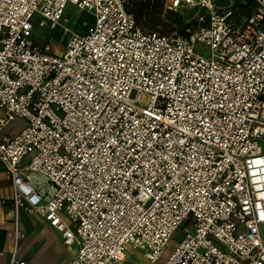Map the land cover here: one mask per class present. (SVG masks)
Returning a JSON list of instances; mask_svg holds the SVG:
<instances>
[{
	"label": "built area",
	"instance_id": "2783aa9c",
	"mask_svg": "<svg viewBox=\"0 0 264 264\" xmlns=\"http://www.w3.org/2000/svg\"><path fill=\"white\" fill-rule=\"evenodd\" d=\"M252 2L237 18L216 0H165L196 9L197 26L170 35L143 29L128 0H0L8 264H25L22 211L75 247L66 264H129L128 248L144 264H264V0ZM67 5L87 18L71 25ZM35 15L60 53L34 40Z\"/></svg>",
	"mask_w": 264,
	"mask_h": 264
},
{
	"label": "crops",
	"instance_id": "0c3cea01",
	"mask_svg": "<svg viewBox=\"0 0 264 264\" xmlns=\"http://www.w3.org/2000/svg\"><path fill=\"white\" fill-rule=\"evenodd\" d=\"M14 120L13 122L14 123L16 122L14 126L16 127L17 125V127L19 128V126L22 124L23 119H14ZM8 127L9 125L4 127L1 133L13 135L18 131V128L8 129ZM10 196H11L10 182L4 172L3 165L0 163V264H8L9 256L13 250V227H12L13 215H12L11 207L8 203ZM28 215L30 216L35 215L36 218L34 220L27 219L23 221L21 216L19 217L20 228L24 231L25 236L23 239L19 241L16 253L17 256L25 262V264H38L37 258L39 256L41 258H44L50 255L48 251L52 250V245H50L47 239L43 238V236L40 233H38V231L36 232V235L32 237L31 236L32 231L36 228L37 230H39V232L44 231V232H51L53 234H54L53 231L55 232L58 231L48 224V222L43 218L41 213L36 211ZM62 245L65 247H74V246L64 245L62 242V237L59 233V239H56L55 246L58 249ZM47 248L49 249L47 250ZM74 254H75V250L71 255L66 256L65 259L62 260V262H60V264H66L74 256ZM162 259L163 258H161L160 260ZM128 260L129 263L139 264L136 261L130 259Z\"/></svg>",
	"mask_w": 264,
	"mask_h": 264
},
{
	"label": "rangeland",
	"instance_id": "374dc122",
	"mask_svg": "<svg viewBox=\"0 0 264 264\" xmlns=\"http://www.w3.org/2000/svg\"><path fill=\"white\" fill-rule=\"evenodd\" d=\"M132 1V0H131ZM233 1L234 0H216V7L215 10L216 11H221L222 9H224L226 6L231 7L233 5ZM195 12L196 9L194 8H190V7H182L179 11H178V15L180 17H182L184 19V21H188L189 23H192V25L195 24ZM64 16H66L71 25H75V21L80 17V18H87V16L84 13H81L80 11L76 10L74 7L67 5L65 10H64ZM164 18L165 20H170L168 19V17L165 15ZM39 17L38 16H34L32 19V23L34 25L33 27V38L36 42L43 44L47 38H52L51 39V50L55 53H60L62 51L63 48V44H62V38L60 37V32L55 29L53 31H49L48 28L46 26H37V21H38ZM167 34H179L178 32H176V30H170L169 28H164ZM80 31H82V29L79 28ZM195 50L203 55H206L208 53V49L207 47L203 46L202 44H196L195 45ZM17 119V118H16ZM15 121V120H14ZM16 123V122H15ZM15 123L13 122V120L11 122H9L7 125H9V128H18L17 125L16 127L14 126ZM25 124V121H22V124L19 126L18 130H20L22 128V126ZM29 158V155H27L24 160H27ZM20 216L22 218V220H34L36 217L35 215L30 216L28 215L26 212L22 211L20 213ZM66 220V219H65ZM38 231V233H40L43 238L47 239V241L49 242L50 245H52V250H49L48 252L50 253V255L41 258L40 256L37 258L38 264H60V262H62V260L65 259L66 256L71 255L73 253V251L75 250L74 247H65V246H60L58 249L55 246V242L56 239H59V233L58 232H44V231H40L36 229H34L31 233V236H35L36 232ZM261 233H262V237L264 240V225L261 226ZM183 236V231L181 230V227H179L171 236V238L169 239V241L167 242L164 252H163V257H165L170 250L175 246L176 242ZM57 245V244H56ZM51 248V247H50ZM49 248H47L48 250ZM72 250V251H71ZM127 254H128V259L133 260L138 262L139 264H144L145 260L143 259V257L141 256L142 252L140 250H130L129 248L127 249ZM162 257V258H163ZM132 264V263H129Z\"/></svg>",
	"mask_w": 264,
	"mask_h": 264
},
{
	"label": "trees",
	"instance_id": "16d2710c",
	"mask_svg": "<svg viewBox=\"0 0 264 264\" xmlns=\"http://www.w3.org/2000/svg\"><path fill=\"white\" fill-rule=\"evenodd\" d=\"M254 4L252 0H234L232 10L238 18L249 15L253 10ZM128 10L133 14L138 24L145 30H156L166 33L164 28L171 31L176 30L179 34H185L186 28H194L195 24L184 21L178 15V11L172 12L165 9V0H128ZM170 20H165L164 16ZM77 21V20H76ZM75 21V24H76Z\"/></svg>",
	"mask_w": 264,
	"mask_h": 264
},
{
	"label": "bare ground",
	"instance_id": "6f19581e",
	"mask_svg": "<svg viewBox=\"0 0 264 264\" xmlns=\"http://www.w3.org/2000/svg\"><path fill=\"white\" fill-rule=\"evenodd\" d=\"M72 251V250H71Z\"/></svg>",
	"mask_w": 264,
	"mask_h": 264
}]
</instances>
